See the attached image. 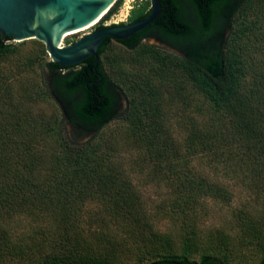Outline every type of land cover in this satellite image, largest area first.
Wrapping results in <instances>:
<instances>
[{
    "label": "trees",
    "instance_id": "trees-1",
    "mask_svg": "<svg viewBox=\"0 0 264 264\" xmlns=\"http://www.w3.org/2000/svg\"><path fill=\"white\" fill-rule=\"evenodd\" d=\"M121 1L93 27H103ZM159 1L152 23L135 37L117 40L128 52L124 63H145L148 70V76L126 78L124 89L104 68L109 38H103L96 64L89 56L71 66H55L35 39H27L33 50L10 69L2 67L25 40L13 44L0 34V264H124L119 249L127 236L130 264H232L226 235L199 247L188 228L176 247L151 230L130 178L133 169L120 151L134 150L165 174L170 212L191 209L200 197L229 199L220 184L188 166L187 157L196 152L226 163L228 173L239 164L264 175V0H191L200 18L196 28L183 19L178 0ZM147 5L132 7L129 20L145 17ZM151 25L179 53L139 43ZM41 64L49 72L47 85L40 75L31 83L19 81L20 72ZM110 65L121 68L116 59ZM167 74L185 81L208 115L201 127L185 123L180 138L152 85ZM116 88L125 99L121 114ZM39 102L49 103L50 111L33 109ZM66 123L89 137L70 139ZM234 214L236 241L255 249L252 264H264V212L259 218Z\"/></svg>",
    "mask_w": 264,
    "mask_h": 264
},
{
    "label": "rangeland",
    "instance_id": "rangeland-1",
    "mask_svg": "<svg viewBox=\"0 0 264 264\" xmlns=\"http://www.w3.org/2000/svg\"><path fill=\"white\" fill-rule=\"evenodd\" d=\"M149 0H122L117 9L103 21L104 24L119 23L125 20L130 9ZM93 26L78 30L64 37L60 45H66L83 36L92 30ZM69 41V42H68ZM13 44L16 41L8 40ZM16 56L10 59L8 64L2 68H13L14 60L21 58L33 50V43L25 40L23 44L16 47ZM168 51V50H167ZM128 52L126 49L115 42L109 40L106 49L102 55L104 68L108 76L117 82L123 89L129 82L128 77L148 76V70L145 63L127 64L124 63ZM46 59H49L46 54ZM112 59L120 62L121 68L111 66ZM38 75L46 85L48 84L49 72L41 64L34 71L26 70L20 72L19 81L31 83ZM133 78V77H132ZM123 81V83H122ZM126 81V84L124 83ZM17 85L13 83V87ZM152 85L159 92V105L165 112L168 125L173 134L180 138L185 135L187 129L185 126L189 120L197 127H201L208 120L206 107L201 97L189 94L187 84L175 74H167L162 80L153 79ZM118 91V102L116 112L121 114L125 107V99L122 92ZM33 109L49 112L51 106L49 103L39 102L33 106ZM113 126V123H111ZM64 134L70 139L83 141L89 137V134L75 132L69 124H64ZM122 162L133 169L130 178L133 182L134 190L138 195L140 206L145 215L149 227L153 232L166 234L177 247L181 235L188 228L192 230L197 238L199 247L201 242L208 238H214L218 234L226 235L231 243L230 259L232 264H252L257 259L255 249L240 245L236 240L239 238L240 231L237 228L235 212L244 211L252 218H259L264 212V175L253 174V168L244 167L236 164L235 172H226L228 165L221 162H211L206 159L209 154L196 152L187 157L186 163L197 175H203L207 179L214 181L227 191L228 200H222L217 197H203L198 199L197 203L191 209L181 211H169L167 206L170 204L172 191L164 180L165 174L155 171L154 164L150 161H142L141 155L134 150L123 147L120 151ZM206 159V160H205ZM221 161V160H220ZM130 168V167H129ZM94 208V207H93ZM98 208V206H96ZM95 230L92 228V231ZM91 231V232H92ZM111 232V231H110ZM108 232V233H110ZM146 235V232L143 233ZM127 236V235H126ZM125 236V237H126ZM123 247L119 249L121 261L124 264L132 263V246L130 238H125ZM197 255H194L196 257Z\"/></svg>",
    "mask_w": 264,
    "mask_h": 264
},
{
    "label": "water",
    "instance_id": "water-1",
    "mask_svg": "<svg viewBox=\"0 0 264 264\" xmlns=\"http://www.w3.org/2000/svg\"><path fill=\"white\" fill-rule=\"evenodd\" d=\"M114 1L0 0V34L16 42L35 39L55 66L75 65L89 56L96 64L97 48L104 37L117 41L132 36L160 12L159 0H149V12L145 17L103 26L69 44L60 45L64 37L102 16Z\"/></svg>",
    "mask_w": 264,
    "mask_h": 264
},
{
    "label": "flooded vegetation",
    "instance_id": "flooded-vegetation-1",
    "mask_svg": "<svg viewBox=\"0 0 264 264\" xmlns=\"http://www.w3.org/2000/svg\"><path fill=\"white\" fill-rule=\"evenodd\" d=\"M179 1V5H180V9H181V13H182V17L183 19L188 22L193 28H196L200 25V18H199V14L198 12H196V9L192 6V3H191V0H178ZM160 2V1H159ZM149 3L148 2V5L146 6L144 12H149ZM165 4H169V1H166ZM161 11V9H160ZM160 13V12H159ZM148 14V13H147ZM146 14V15H147ZM129 15V13H128ZM128 15L127 17L125 18L124 21L122 22H119V23H111L109 25H113V24H124V23H128V22H132L131 20H129L128 18ZM158 16V15H157ZM156 19V18H155ZM154 19V20H155ZM153 20V21H154ZM152 23V22H151ZM102 26H107L108 24H104L103 22L101 23ZM150 24V23H149ZM99 28H102V27H93L92 31L94 30H97ZM89 33V32H87ZM86 33V34H87ZM143 36L140 38L139 40V43H148V44H154L155 46L157 47H161L163 49H166L168 51H171V52H174V53H179L178 49L173 47L170 43H168L160 34V31L159 29L154 25V26H150V27H147L145 29V31H143ZM138 35V33H136ZM133 35L131 37H135L136 36ZM140 35V34H139ZM127 38V37H126ZM111 40V39H110ZM102 42V41H101ZM117 42V41H115ZM130 42V41H128ZM118 44L122 45L121 43L117 42ZM101 46V43L99 44L97 50L100 48ZM117 102H118V99H117ZM116 102V104H117Z\"/></svg>",
    "mask_w": 264,
    "mask_h": 264
},
{
    "label": "bare ground",
    "instance_id": "bare-ground-1",
    "mask_svg": "<svg viewBox=\"0 0 264 264\" xmlns=\"http://www.w3.org/2000/svg\"><path fill=\"white\" fill-rule=\"evenodd\" d=\"M106 9H107V8H106ZM106 9H105L102 13H104V12L106 11ZM101 15H103V14H101ZM100 17H101V16H100ZM100 17H99L97 20H93L92 22H90V23L84 25L83 27H81V28L78 29V30H81V29H84V28H86V27L91 26L93 23H95V21H98V20L100 19ZM78 30H77V31H78ZM75 32H76V31H75Z\"/></svg>",
    "mask_w": 264,
    "mask_h": 264
}]
</instances>
